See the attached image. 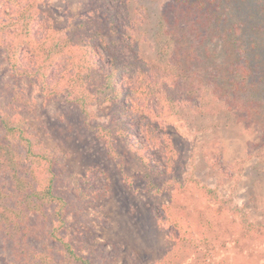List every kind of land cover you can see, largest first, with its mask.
Masks as SVG:
<instances>
[{"label":"rangeland","instance_id":"1","mask_svg":"<svg viewBox=\"0 0 264 264\" xmlns=\"http://www.w3.org/2000/svg\"><path fill=\"white\" fill-rule=\"evenodd\" d=\"M116 1L143 68L163 82L150 104L161 112L159 170L141 165L123 141L116 157L105 156L92 123L107 120L109 104L84 118L63 95L47 102L35 83H22L34 107L18 116L66 155L74 176L61 190H74L82 208L66 218V237L95 264L105 254L115 264H264V0ZM29 2L37 20L56 24L88 0ZM5 69L0 54V78ZM146 174L156 187L145 186ZM223 201L257 231L243 233L237 216L219 208Z\"/></svg>","mask_w":264,"mask_h":264},{"label":"trees","instance_id":"2","mask_svg":"<svg viewBox=\"0 0 264 264\" xmlns=\"http://www.w3.org/2000/svg\"><path fill=\"white\" fill-rule=\"evenodd\" d=\"M118 7L116 0H88L81 11L55 24L49 17L37 20L29 0H0L6 12L0 19V54L9 72L0 78V264H95L92 254H80L66 237V218L82 208L74 190H61L74 176L66 155L46 147L27 119L18 116L34 107L22 83H35L47 102L63 95L84 118L91 107L109 104L107 120L92 123V137L102 143L105 156L116 157L117 142L123 141L141 165L159 170L153 152L159 128L155 118L161 112L150 104L162 97L163 82L154 69L143 68L132 45L131 21ZM150 177L144 176L145 186L154 188ZM205 194L216 200L211 188ZM219 208L237 216L243 233L257 231L241 209L226 201ZM167 217L178 224L176 216ZM99 261L115 264L117 257L105 254ZM154 264L168 263L159 259Z\"/></svg>","mask_w":264,"mask_h":264}]
</instances>
